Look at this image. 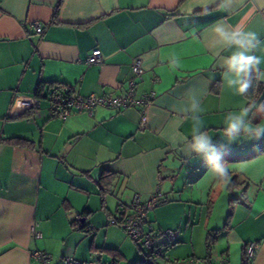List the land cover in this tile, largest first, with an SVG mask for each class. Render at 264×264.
<instances>
[{
  "label": "crops",
  "instance_id": "0c3cea01",
  "mask_svg": "<svg viewBox=\"0 0 264 264\" xmlns=\"http://www.w3.org/2000/svg\"><path fill=\"white\" fill-rule=\"evenodd\" d=\"M221 19L264 40L259 0L227 11L217 3L204 11L197 0H0V264H40L31 256L36 249L51 255L49 264L68 256L113 263L104 248L119 253L115 264L126 262L133 245L109 221L120 216L119 202L134 193L145 199L156 189L161 197L148 219L156 230L177 232L170 257L209 256L216 245L218 263L241 264L244 245L255 241L252 264H264V137L228 144L221 136L228 113L239 115L253 101L264 104V96H239L224 81L213 31ZM31 20L43 24L41 34L23 24ZM94 48L102 61L89 65ZM255 54L264 58L262 51ZM137 57L144 71L133 77ZM173 57L179 68L170 67ZM131 78L137 97L156 92L150 103L97 106L91 114L60 119L41 97L32 115H23L39 82L116 96ZM253 79L264 85V77ZM192 93L212 142L225 145L226 180L194 153L186 157L177 143L191 139L193 122L183 108ZM249 115L262 125L264 111ZM14 137L26 142L8 140ZM103 171L111 181L101 196L96 181ZM209 230L217 232L210 247Z\"/></svg>",
  "mask_w": 264,
  "mask_h": 264
},
{
  "label": "clouds",
  "instance_id": "9594fccd",
  "mask_svg": "<svg viewBox=\"0 0 264 264\" xmlns=\"http://www.w3.org/2000/svg\"><path fill=\"white\" fill-rule=\"evenodd\" d=\"M197 2L203 4L204 11H207L208 5L214 3L227 11L234 5L242 4L243 0H197ZM259 2L264 6V0H259ZM213 31L220 45L216 55L220 57L219 67L223 69L224 81L229 88L235 90L237 95L242 97L250 95L254 84L253 75L264 77V71L260 68V65L264 63V58L255 54L257 51L264 52V40H261L256 32L245 31L240 25L233 27L223 19L213 25ZM224 50H229L231 54L221 56L220 53ZM169 65L173 69L179 68V58L173 57ZM253 110L264 111V104L258 105L253 101L242 107L239 115L228 113L221 135L228 144L238 142L242 138L258 140L264 137V125L253 124L249 115L253 113ZM201 112L200 98L194 93L190 94L183 113L193 122L191 139L184 137L177 143L186 157H192L194 153L203 159L216 178L226 180L229 167L227 161L224 160L225 145L218 146L212 142V136L203 127Z\"/></svg>",
  "mask_w": 264,
  "mask_h": 264
},
{
  "label": "built area",
  "instance_id": "2783aa9c",
  "mask_svg": "<svg viewBox=\"0 0 264 264\" xmlns=\"http://www.w3.org/2000/svg\"><path fill=\"white\" fill-rule=\"evenodd\" d=\"M33 28L36 34L43 32L44 26L39 20H31L24 22ZM86 63L99 64L102 61L101 51L98 48L92 49L91 53L85 59ZM144 71L143 61L140 57L135 58L130 64V72L133 77L140 75ZM155 81V79H153ZM156 96L154 90L142 93L136 96L135 81L131 78L125 93L122 95L112 94H79L65 93L60 89H53L46 94V98L50 102V109L54 116L64 119L72 112L84 111L91 114L95 107L105 106L115 109H123L135 105H146L150 103ZM39 98L32 96L27 102L28 108L36 109L39 107ZM161 192L156 189L147 198L143 199L139 193H134L128 202H119V217L110 219V223L119 226L123 231L134 240L139 247L149 253L155 259H163L166 262L179 263L185 262L184 259L172 258L167 254L170 243L175 241L177 232L171 229L156 230L152 227L148 219V213L157 206ZM35 237H40L41 233L37 230L33 231ZM259 247V243L250 241L245 246V254L248 258H254ZM31 256L39 261L40 264H49L51 255L45 251L33 250ZM192 263H198V258H189ZM61 264H110L103 263L98 260L80 261L72 256L65 257ZM218 264H229L224 258Z\"/></svg>",
  "mask_w": 264,
  "mask_h": 264
},
{
  "label": "trees",
  "instance_id": "16d2710c",
  "mask_svg": "<svg viewBox=\"0 0 264 264\" xmlns=\"http://www.w3.org/2000/svg\"><path fill=\"white\" fill-rule=\"evenodd\" d=\"M57 12H58V6L54 10V13H53L54 17L57 15ZM253 81H254L253 88L250 90V95H248L247 97H249V98L253 97V99L255 98L254 100H256V99H259L260 97L264 96V85H262L261 83L256 84L255 79H253ZM53 89H60L67 94L70 92H73L72 87L69 85H65V84L57 83V82H49V83L39 82L33 96L40 99L41 97H45L46 94L50 93L51 90H53ZM32 113H33V109L28 108L24 112L23 115L30 116V115H32ZM8 140L13 141V142L18 143V144H23L24 142H26V139L19 138V137L10 138ZM110 177H111L110 172L103 171L101 173L99 179L96 181L98 189H99V193L101 196H104V194L109 192V190H110V188L108 187L110 185V181H111ZM81 227H83V224H81ZM159 230H161V229H159ZM216 234H217V232L215 230H212V231L209 230L208 235H207V244L209 245V247H210V244L215 240ZM175 241H176V239H175ZM175 241H173L170 244H173ZM246 244L243 247V252L241 255V264H252L253 258H248L245 254ZM139 249H140V251L141 250L144 251L141 247H139ZM102 250H105L112 255L113 263L111 262L110 264H115V261L118 260V254L119 253L115 249L104 248ZM225 259L228 261L227 258H225ZM80 261H82V260H80ZM133 264H166V261L163 259H155L149 253L144 251L143 256L141 258L137 259Z\"/></svg>",
  "mask_w": 264,
  "mask_h": 264
},
{
  "label": "rangeland",
  "instance_id": "374dc122",
  "mask_svg": "<svg viewBox=\"0 0 264 264\" xmlns=\"http://www.w3.org/2000/svg\"><path fill=\"white\" fill-rule=\"evenodd\" d=\"M261 123H262V125H264V121H262ZM128 240L131 242V244L133 245L134 249H132L133 251L130 253V255H129V257H128L126 262L124 260V261H121L120 263H117V264H133L137 259L141 258L143 256V254H144V251H142V250L140 251L137 243L134 240H132L130 237H128ZM217 248H218V246L216 247V245H214L213 248L211 249L210 255L208 257H207V255H205L203 257L202 255L198 254L197 256H199V257H196V258H198L200 260V262L198 264H217L219 262V260H220V254H217V252H216ZM138 251H139V253H138ZM138 254H140V255H138ZM171 257L172 258H176L174 256H171ZM189 257L190 256L178 257L180 260L181 259H184V260L188 259L185 262H179V263L166 262V264H194V263L189 261ZM236 264H240V261L238 263L236 262Z\"/></svg>",
  "mask_w": 264,
  "mask_h": 264
}]
</instances>
